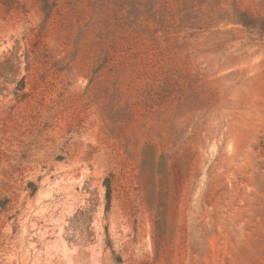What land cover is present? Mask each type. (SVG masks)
Returning a JSON list of instances; mask_svg holds the SVG:
<instances>
[{"label": "rangeland", "instance_id": "rangeland-1", "mask_svg": "<svg viewBox=\"0 0 264 264\" xmlns=\"http://www.w3.org/2000/svg\"><path fill=\"white\" fill-rule=\"evenodd\" d=\"M0 264H264V0H0Z\"/></svg>", "mask_w": 264, "mask_h": 264}, {"label": "trees", "instance_id": "trees-1", "mask_svg": "<svg viewBox=\"0 0 264 264\" xmlns=\"http://www.w3.org/2000/svg\"><path fill=\"white\" fill-rule=\"evenodd\" d=\"M107 191H109V188L107 187Z\"/></svg>", "mask_w": 264, "mask_h": 264}]
</instances>
